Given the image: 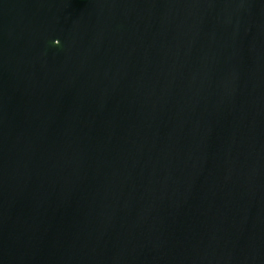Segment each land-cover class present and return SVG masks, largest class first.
Returning <instances> with one entry per match:
<instances>
[{
	"label": "water",
	"instance_id": "1",
	"mask_svg": "<svg viewBox=\"0 0 264 264\" xmlns=\"http://www.w3.org/2000/svg\"><path fill=\"white\" fill-rule=\"evenodd\" d=\"M63 2L0 0V264H264V0Z\"/></svg>",
	"mask_w": 264,
	"mask_h": 264
},
{
	"label": "flooded vegetation",
	"instance_id": "2",
	"mask_svg": "<svg viewBox=\"0 0 264 264\" xmlns=\"http://www.w3.org/2000/svg\"><path fill=\"white\" fill-rule=\"evenodd\" d=\"M48 1V2H46ZM67 0H65L66 4ZM45 5V8L50 10L51 5L54 7L55 10L61 9V6L64 4L63 0H43V3Z\"/></svg>",
	"mask_w": 264,
	"mask_h": 264
}]
</instances>
